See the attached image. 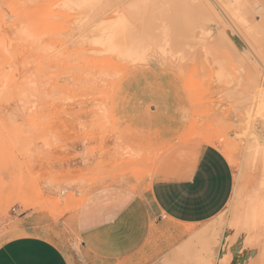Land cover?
<instances>
[{
    "label": "rangeland",
    "instance_id": "rangeland-1",
    "mask_svg": "<svg viewBox=\"0 0 264 264\" xmlns=\"http://www.w3.org/2000/svg\"><path fill=\"white\" fill-rule=\"evenodd\" d=\"M106 1L0 0V221L10 222L18 207L59 218L80 209L84 194L109 176L130 173L139 181L150 174L159 159L146 156L173 145L132 157L123 139L131 133V121L154 116L153 101L164 98L163 116L185 123L178 142L208 145L213 135L214 146L222 154L228 151L234 175L231 199L211 221L220 219V230L192 234L185 243L198 237L192 251L182 253L183 245L176 260L209 264L215 246L216 264H264V10L254 3L264 0H203L213 18L206 28L213 34L227 29L229 45L217 51L197 44L183 52V43L172 48L159 43L141 61L125 55L126 41L117 43L103 31L115 13L93 14ZM152 3L170 12L167 0H145L141 9L150 6L154 14ZM124 10L119 15L127 18ZM159 69L160 76L151 74ZM140 87L150 93L141 97L136 94ZM176 89L184 103L178 111L171 106ZM137 97L146 99L141 103ZM109 139L116 140V152L98 159L100 148L102 156L108 154L103 146ZM252 202L260 208L255 233L242 221ZM232 224L236 227L230 230ZM72 245L74 264L92 262L77 242ZM158 249L132 262L151 257L158 262L163 258Z\"/></svg>",
    "mask_w": 264,
    "mask_h": 264
},
{
    "label": "crops",
    "instance_id": "crops-1",
    "mask_svg": "<svg viewBox=\"0 0 264 264\" xmlns=\"http://www.w3.org/2000/svg\"><path fill=\"white\" fill-rule=\"evenodd\" d=\"M160 72L151 70L155 76ZM147 90L140 87L136 94L144 97ZM173 93L177 95L171 106L178 111L184 104L181 92ZM141 97L137 99L142 103L146 97ZM160 99L153 101L154 116L133 119L131 133L123 139L132 157L173 145L146 156L159 159L150 174L139 181L130 173L109 176L84 194L80 209L59 218L39 208L13 209L10 222L0 221V264H74L69 254L75 242L92 260L89 264H190L176 258L192 234L220 230V219L211 221L229 203L234 175L216 146L178 142L185 123L181 117H164L160 111L166 101ZM105 142L103 149L109 152L101 155L98 140V159L116 152V140ZM155 246L163 254L160 261L154 263L151 257L132 262L146 251L154 254ZM214 247L209 264H216Z\"/></svg>",
    "mask_w": 264,
    "mask_h": 264
},
{
    "label": "bare ground",
    "instance_id": "bare-ground-1",
    "mask_svg": "<svg viewBox=\"0 0 264 264\" xmlns=\"http://www.w3.org/2000/svg\"><path fill=\"white\" fill-rule=\"evenodd\" d=\"M144 2H145V0H107L102 5V8L101 9L99 8V11L95 12L96 14L93 12V14L96 15V17L98 14L101 13V15H103L110 10H111L110 12L115 13L117 18L112 19L110 22H106V24H104L105 27L103 28V31L108 33L109 36L112 38V40L116 41L117 43L121 42L122 40L126 41L127 47L124 49H126L125 55L128 58L135 59V60L139 59V61H141L140 59L143 58V55L147 54V53H145L147 51V49L151 50L152 47L157 46V45L159 46L160 45L159 43H162L161 44L162 46L169 45L170 48L174 47L175 45L183 43V46H182L183 52H189L197 44L207 45V46H210V47H212L218 51L219 50L218 48H220L223 45H229L231 42L229 40V32L227 31V29L224 28L223 30L218 31L217 33L213 34L210 29L206 28V22H208V19L210 18V20L211 19L213 20V18L210 15L211 14V11H210L211 7L208 4H205L203 2V0H198L197 2L186 1L184 4L182 3V5H179L177 0H167V7L170 9V12L167 14H164L165 11H163L162 9L155 8L153 3L151 4V6H153L156 10H154L155 11L154 14L153 13L149 14L150 6L149 7L146 6V8L141 9V5ZM254 3L256 6H258L259 9L261 6L264 10V3H261L260 1H256ZM195 5L196 6L198 5V7H199L198 10H194L193 7ZM209 7H210V9H209ZM122 8H124L126 10V12L128 14L127 18L123 17L122 15H119V11ZM178 8H180V10H176ZM32 11H34V10H32ZM32 11H30V12H32ZM206 11H209V12L206 13ZM260 11H261V9H260ZM90 14H92V11ZM25 16H26V14H25ZM96 17H93V18H96ZM225 17H226V15H225ZM155 18H156V20H155ZM88 21H89V19H88ZM161 22H162V24H161ZM134 23H136V25H133ZM164 23H166V25H164L165 30L162 32V28L164 27L163 26ZM228 23H229V21H228ZM160 24H161V26H160ZM231 27L233 28V26H231ZM197 31H199V32H197ZM163 35H165L167 37L166 41L165 40L160 41V40H162ZM241 36H242V33H241ZM196 39H198V40L196 41ZM159 48H161V47H159ZM124 49L122 51H124ZM204 53H203V55H204ZM111 64H112V62H111ZM111 64H110V66H111ZM115 65L118 66L117 64H115ZM122 69H123V67H122ZM170 69H172V68H170ZM236 72H237V70H236ZM186 81H187V79H186ZM109 85H110V83H109ZM189 86H190V83L187 84L188 88H189ZM256 86H258V85H256ZM244 89H247V88L244 87ZM261 89H263V91H261L260 94H261V98H263V101H264V85H263V88H261ZM188 91H190V90H188ZM93 95H95V94H93ZM74 98H75V96H74ZM191 135H193V134H191ZM210 136H212V137L207 138L206 142H207V144L213 146L214 145L213 140L211 139V138H213V135H210ZM244 136H245V134H244ZM196 137H198V134L196 135ZM256 146L259 150V146L258 145H256ZM250 147L252 149V146H250ZM253 147H255V146H253ZM221 149H224V148H221ZM255 150H256V148H255ZM227 152L228 151H226L225 154H223V155L227 159L228 158L231 159L230 155ZM128 153H126V155H128ZM221 153H224V152H221ZM258 192H259V194L262 193L261 190H259ZM255 197H257L256 194H255ZM259 213H260L259 206L257 205L256 202L255 203L252 202V205L249 208H247V210H246V212H244V214H242V216H243L242 221H244V223L254 233H255V228L258 227L255 223L257 221H259V217H260ZM242 224L243 223L239 224L240 227L243 226ZM234 227H236L235 224L230 225V230L235 229ZM257 238H258V236L255 239L256 241H257ZM197 240H198V237L195 236L194 238H191V241L188 242L187 245L184 244V245H186V247L184 246L186 250L182 249L183 250L182 253H184V251H185V253L188 254L189 251H192L191 248L195 245V242ZM255 240L252 243L253 247L255 246V243H256ZM194 252H193V254H195ZM190 253H192V252H190ZM193 256L195 257L196 255H193ZM262 258H263V256H262Z\"/></svg>",
    "mask_w": 264,
    "mask_h": 264
}]
</instances>
